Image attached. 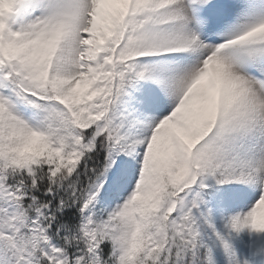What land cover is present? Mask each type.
<instances>
[{"label": "snow or ice", "instance_id": "6c2138e0", "mask_svg": "<svg viewBox=\"0 0 264 264\" xmlns=\"http://www.w3.org/2000/svg\"><path fill=\"white\" fill-rule=\"evenodd\" d=\"M0 264H264V0H0Z\"/></svg>", "mask_w": 264, "mask_h": 264}]
</instances>
